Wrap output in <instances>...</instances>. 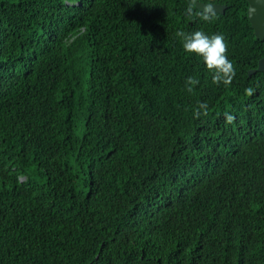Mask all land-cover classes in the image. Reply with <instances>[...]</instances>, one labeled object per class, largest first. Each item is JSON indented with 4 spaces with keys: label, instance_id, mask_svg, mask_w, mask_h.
<instances>
[{
    "label": "trees",
    "instance_id": "1",
    "mask_svg": "<svg viewBox=\"0 0 264 264\" xmlns=\"http://www.w3.org/2000/svg\"><path fill=\"white\" fill-rule=\"evenodd\" d=\"M189 2L0 0V264H264V38Z\"/></svg>",
    "mask_w": 264,
    "mask_h": 264
},
{
    "label": "clouds",
    "instance_id": "2",
    "mask_svg": "<svg viewBox=\"0 0 264 264\" xmlns=\"http://www.w3.org/2000/svg\"><path fill=\"white\" fill-rule=\"evenodd\" d=\"M198 3L203 7H198ZM215 0H190L186 14L199 17L205 22H212L217 17ZM176 35L182 39L183 49L186 53H194L203 58L207 69L212 72V80L216 84L230 85L236 76V68L228 56L226 38L221 33L209 34L204 30L185 32L177 31ZM199 80L189 76L186 80L188 91H193V85ZM200 108L207 109V104L201 103ZM231 114L226 119L234 120Z\"/></svg>",
    "mask_w": 264,
    "mask_h": 264
},
{
    "label": "water",
    "instance_id": "3",
    "mask_svg": "<svg viewBox=\"0 0 264 264\" xmlns=\"http://www.w3.org/2000/svg\"><path fill=\"white\" fill-rule=\"evenodd\" d=\"M248 17L255 30V34L259 38H264V0H248ZM198 7H203L198 3ZM218 12H223L225 5L216 4ZM257 70L264 71V57L259 60L258 68L251 70L250 73L256 72Z\"/></svg>",
    "mask_w": 264,
    "mask_h": 264
}]
</instances>
